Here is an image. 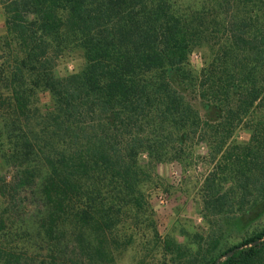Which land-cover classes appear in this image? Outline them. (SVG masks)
Here are the masks:
<instances>
[{
    "label": "trees",
    "instance_id": "obj_1",
    "mask_svg": "<svg viewBox=\"0 0 264 264\" xmlns=\"http://www.w3.org/2000/svg\"><path fill=\"white\" fill-rule=\"evenodd\" d=\"M0 6V264H94L96 226L103 239L106 211L139 210L146 165L183 164L196 148L212 164L209 201L264 196V116L247 125L264 97V0ZM199 48L208 56L194 73ZM73 52L82 67L56 76ZM239 126L246 146L229 142ZM230 146L241 160L214 163ZM203 264H264V229Z\"/></svg>",
    "mask_w": 264,
    "mask_h": 264
},
{
    "label": "rangeland",
    "instance_id": "obj_2",
    "mask_svg": "<svg viewBox=\"0 0 264 264\" xmlns=\"http://www.w3.org/2000/svg\"><path fill=\"white\" fill-rule=\"evenodd\" d=\"M3 25L0 6V33ZM207 56L205 48L193 50L188 59L190 69L197 73ZM55 65V75L61 76L77 72L83 61L77 52H73L58 58ZM38 99L42 109L50 104L46 92H41ZM194 105L201 118L210 119V113L198 103ZM263 116L264 97L247 125L252 128L254 122L259 123ZM251 136L244 126H239L229 142L246 146ZM256 144L254 137L252 149ZM206 153L204 149L196 148L183 164H147L145 170L150 180L141 190L139 210L106 211L111 219L103 239L96 226L101 241L97 245L101 250L94 264H203L251 233L264 229V196L254 198L253 194H248L239 199L236 192L223 191L212 198L214 201L223 197L222 204L209 201L203 190V181L212 170V164ZM218 159L225 166L239 162L241 150L230 146L215 155L214 163Z\"/></svg>",
    "mask_w": 264,
    "mask_h": 264
}]
</instances>
